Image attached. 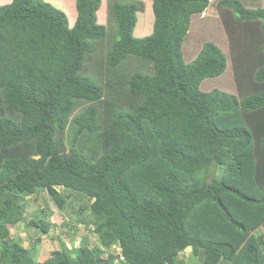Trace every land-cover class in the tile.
I'll return each instance as SVG.
<instances>
[{
    "label": "trees",
    "instance_id": "16d2710c",
    "mask_svg": "<svg viewBox=\"0 0 264 264\" xmlns=\"http://www.w3.org/2000/svg\"><path fill=\"white\" fill-rule=\"evenodd\" d=\"M63 2L71 23L45 0L0 3V264H186L188 247L193 263L264 264V0L215 3L244 21L226 27L252 57L232 55L237 94L200 88L226 68L214 42L183 57L211 0H114L105 22L103 0ZM39 192L80 202L69 228L92 225L95 244L39 260L10 230ZM38 213L35 244L52 223Z\"/></svg>",
    "mask_w": 264,
    "mask_h": 264
},
{
    "label": "rangeland",
    "instance_id": "374dc122",
    "mask_svg": "<svg viewBox=\"0 0 264 264\" xmlns=\"http://www.w3.org/2000/svg\"><path fill=\"white\" fill-rule=\"evenodd\" d=\"M45 1H48L54 6L64 10L65 13L67 14L69 22L71 23L72 14L69 10H66L63 0H45ZM113 1L114 0H103V6L99 11V16H102L101 20L103 22L108 21L106 16L109 13L110 4ZM211 1H212V5L207 7L204 10V12H202L200 15L197 14L193 16L194 19L192 20L191 26L189 28L190 32L189 34H187V37L185 38L182 45L183 57L189 62L191 61L189 59H192L196 56L203 42L205 41L214 42L225 53V57L227 60L226 68L224 72L219 76L209 77L202 80L200 84V88L204 91H209L210 89L218 88L227 91L229 93L237 94L233 81L234 69L232 67L234 65L232 64V55L235 58L240 57L242 59L243 56L246 59L250 58L251 56L245 54L239 55L231 52L232 40L228 34L230 32L228 29L230 28L231 25L234 24V20L238 22L237 24L238 28L240 25L244 24V21L239 20L234 16V20L232 21V23L229 24L230 26L228 27V25L225 22L226 20L225 17L221 18L218 14V10L216 9L217 7H215V3L218 6V0H211ZM241 1H243L244 4L249 8L260 7L263 4V0H241ZM225 9L231 12L230 8H225ZM144 11L145 10H143L137 15L139 23L143 24V26L144 23H147L151 19L150 15H149L150 18L147 19L143 18L146 16L145 14H143ZM257 23H258L257 20L251 19L248 21L246 25L248 27H251V26H256ZM137 25L138 27L135 31V35L142 36L140 34L143 31V27L142 25H139L138 22ZM107 27L110 28L111 26L107 25ZM236 30L239 31L240 29L236 28ZM244 35L245 33L243 34V37ZM106 44L107 43L105 41H103L102 43L98 42L96 44L97 51H95V54H93L94 63L97 64L98 61L102 62L103 56L107 48ZM252 55L256 56V54H252ZM96 64H92V65H96ZM100 66L101 65H99L97 69ZM145 70L150 71V69L148 68H145ZM57 188L59 190H62L61 187H57ZM24 203L26 207L25 221L17 223L13 227H10L11 234L15 233L14 235H18L21 239L23 238V244L27 247H31L34 255L39 260H42L47 256H49L50 252L54 248H59L60 240L65 242L66 245H71V246H77L80 244L81 241H83L82 243L88 242L90 246L95 244L96 234L91 232L92 225L90 224L84 225L82 223H78L76 224L75 231H72L69 228L74 226L72 224V222L76 218L74 209L78 206V203L80 202L78 201L75 202L74 204H72V207L68 204L62 210L51 200V198L45 192H39L37 194L26 196L24 199ZM40 208L45 209L46 219L50 220L52 223L50 225L49 233L46 235H41L39 242L35 244L34 240L36 239V237L35 235L33 236L34 233L32 229L28 228L26 226V223L34 214L38 216L39 214L38 211ZM113 250L117 252L119 249L117 247H114ZM189 251H190L189 247L185 249V254H187V256L184 258V261L186 262V264H200V262L198 261H195L193 263L188 260L189 258L187 257H189Z\"/></svg>",
    "mask_w": 264,
    "mask_h": 264
},
{
    "label": "crops",
    "instance_id": "0c3cea01",
    "mask_svg": "<svg viewBox=\"0 0 264 264\" xmlns=\"http://www.w3.org/2000/svg\"><path fill=\"white\" fill-rule=\"evenodd\" d=\"M7 1H10V0H0V3H5ZM263 5V4H262Z\"/></svg>",
    "mask_w": 264,
    "mask_h": 264
},
{
    "label": "clouds",
    "instance_id": "9594fccd",
    "mask_svg": "<svg viewBox=\"0 0 264 264\" xmlns=\"http://www.w3.org/2000/svg\"><path fill=\"white\" fill-rule=\"evenodd\" d=\"M222 90V89H221ZM227 92V91H226ZM118 248V247H117ZM119 249V248H118ZM117 252H119V250L117 251Z\"/></svg>",
    "mask_w": 264,
    "mask_h": 264
}]
</instances>
